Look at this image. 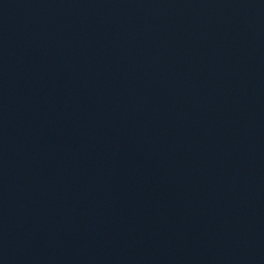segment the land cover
Returning a JSON list of instances; mask_svg holds the SVG:
<instances>
[{"label": "water", "instance_id": "obj_1", "mask_svg": "<svg viewBox=\"0 0 264 264\" xmlns=\"http://www.w3.org/2000/svg\"><path fill=\"white\" fill-rule=\"evenodd\" d=\"M0 264H264V0H0Z\"/></svg>", "mask_w": 264, "mask_h": 264}]
</instances>
